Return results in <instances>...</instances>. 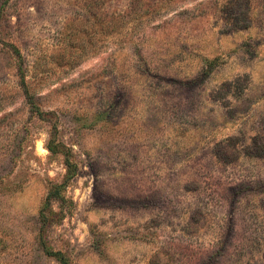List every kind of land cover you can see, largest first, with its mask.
<instances>
[{
	"label": "rangeland",
	"instance_id": "374dc122",
	"mask_svg": "<svg viewBox=\"0 0 264 264\" xmlns=\"http://www.w3.org/2000/svg\"><path fill=\"white\" fill-rule=\"evenodd\" d=\"M42 242L264 264V0H0V264Z\"/></svg>",
	"mask_w": 264,
	"mask_h": 264
},
{
	"label": "trees",
	"instance_id": "16d2710c",
	"mask_svg": "<svg viewBox=\"0 0 264 264\" xmlns=\"http://www.w3.org/2000/svg\"><path fill=\"white\" fill-rule=\"evenodd\" d=\"M49 151L52 153H58L57 149L53 147H49ZM63 153H65L66 156L68 155L66 152ZM66 164L68 166V173L66 175L65 181L62 184L55 186V188L50 192L45 207L41 212L43 227H46L50 223L52 217L58 215V213L53 210V207L51 205L52 201L62 199V190L65 189L67 182H69L75 177L76 174L75 167L72 166L68 158L66 160ZM42 246L44 247V251L49 256L57 258L62 262V264H70L62 252L53 251L52 248L48 246V244H46L45 242H42Z\"/></svg>",
	"mask_w": 264,
	"mask_h": 264
}]
</instances>
